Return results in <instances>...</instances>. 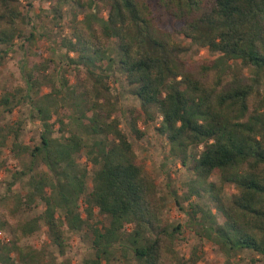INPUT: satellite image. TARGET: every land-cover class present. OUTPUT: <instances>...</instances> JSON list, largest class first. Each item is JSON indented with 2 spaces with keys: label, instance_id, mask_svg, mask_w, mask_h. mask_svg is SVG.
<instances>
[{
  "label": "trees",
  "instance_id": "trees-1",
  "mask_svg": "<svg viewBox=\"0 0 264 264\" xmlns=\"http://www.w3.org/2000/svg\"><path fill=\"white\" fill-rule=\"evenodd\" d=\"M62 2L88 9L81 19L75 15L70 36L60 42L67 52H74L67 58L77 76L91 79V97L76 119L93 136L85 141L77 130L67 129L62 115L68 104L86 101V91L78 94L64 74L57 86L53 75L42 72L45 65L27 72L22 98L29 99L35 110L31 116L41 122L42 131L39 142L29 145L19 140L21 120L0 125V148L11 137L10 149L20 161L13 180L28 174L29 186L25 199L19 192L0 197V229L8 226L14 236L10 242L0 240V264H59L53 253L43 259V250L20 244L21 236L41 224L60 252L69 232L90 231V253L80 264H111L117 251L125 257L131 252L136 264H199L196 245L187 256L176 251L179 224L168 228L159 215L164 201L156 181L137 160L120 127L107 71L116 56L107 52L112 37L119 67L139 100L138 108L129 109L132 134H144L139 119L160 114L158 130L182 165L192 147L203 145L187 165L193 176L185 196L207 193L214 208L192 207L195 233L225 256L222 264H234L246 249L264 254V93L258 88L264 74V0H154L163 14L180 21L179 33L186 43L160 26L146 2L50 0L58 16ZM32 5L31 0H0V65L20 34L16 20H23L25 7ZM193 45L217 56L195 63L176 60L177 52ZM234 60L254 67L253 75L234 71ZM44 86L48 91L42 92ZM10 96H0V109H13ZM83 149L93 166L90 189L88 169L77 160ZM212 174L221 184L234 186L230 203L224 201L222 187L210 180ZM36 198L43 209L30 218H17ZM93 207L105 222L89 220Z\"/></svg>",
  "mask_w": 264,
  "mask_h": 264
},
{
  "label": "rangeland",
  "instance_id": "rangeland-1",
  "mask_svg": "<svg viewBox=\"0 0 264 264\" xmlns=\"http://www.w3.org/2000/svg\"><path fill=\"white\" fill-rule=\"evenodd\" d=\"M26 1V0H23ZM32 6H26V16L23 20L17 19L16 26L20 34L14 39L13 44L8 47L2 63L0 65V96L3 93H10V104L13 105L11 111L0 109V125L6 123H16L22 121L20 125L19 140L29 145L39 142L40 132L42 131L41 122L32 117L35 112L29 99H23L22 96L27 92L26 74L37 66L45 65V74L54 76L56 85L61 81V75L64 74L68 79L70 86H73L78 94L87 92L88 99L78 104H68L66 111L62 112L65 116L67 129H75L80 133L85 141H91L92 134L90 130L82 125L77 116L86 109L91 97V79L86 75L80 79L74 65L68 62L67 53L70 56L74 52L66 51L62 46L61 39L70 36L72 26L77 19H81L83 13L88 9L77 7L72 2L61 3V16L53 12L50 7V0H31ZM146 2L152 10L154 19L171 33L173 38L180 43H186L187 38L179 33L180 21L163 14L161 8L157 7L154 0H139ZM103 13L105 12L102 9ZM27 38V39H26ZM111 56H115L112 67L107 70L109 73V85L115 99V106L118 109L120 119V127L127 134L132 142L133 150L137 160L141 161L147 170L154 177L159 195L163 198L164 206L159 211V215L164 219L168 228L179 224V232L175 239V249L181 254L187 256L193 246H197L198 252L201 254L199 264H222L225 256L217 249L216 246L210 244L205 238H200L194 231L196 223L190 218L192 207L196 206H212V200L207 193L200 196L192 195L186 198V187L193 173L188 168V163L193 155L203 148L200 143L192 147L189 157L185 165H182L177 158L170 154V144L165 136L158 130L161 115H155L154 118L139 119L138 127L144 132L141 137H136L130 131V108H138L139 100L133 94V85L126 82L125 77L117 61V51L115 38H110L108 43V51ZM217 56L216 52L209 51L206 48L197 45L191 46L189 49L181 50L175 54L176 60H182L187 63H195L201 58L210 59ZM234 71L247 75H253L255 68L250 65H244L239 61H231ZM260 91L264 93V74H262L261 82L258 84ZM48 91V87H43L42 92ZM63 103V102H61ZM57 115H53V120ZM57 130L58 122L53 125ZM59 134V132H57ZM12 138L9 137L7 145L0 148V197L11 195L19 192L24 197L29 190L27 185L28 174L23 175L20 179L13 180V172L20 169V161L10 149ZM27 158V157H26ZM80 165L86 166L88 169L87 189L91 187V170L92 163L86 157L85 149L77 155ZM40 168H45L40 165ZM210 180L222 187L221 195L226 203L231 202L232 194L235 188L231 183L221 184L218 176L212 174ZM25 199V197H24ZM176 199L178 202H176ZM84 205H80L81 214L86 217L87 214L83 210ZM44 205L39 198H36L30 206H24L16 214L19 219L30 218L38 214ZM199 215V213H197ZM91 222L101 220L106 221V217L97 212V208L93 207ZM130 225L125 226V230L129 231ZM0 240L10 242L14 240V236L8 226L0 229ZM20 244L25 248L33 247L35 250H43V259H47V254L53 253L59 264H80L84 257L90 253L91 233L87 229L69 232L67 236L66 247L60 252L55 245L50 243L47 237V228L41 224V227L35 232L20 237ZM117 251V250H116ZM12 255L18 262V253L13 250ZM111 264H136L131 252H127L126 257L116 252V257ZM234 264H264V254L254 253L250 250H243L238 254V258L234 260Z\"/></svg>",
  "mask_w": 264,
  "mask_h": 264
}]
</instances>
